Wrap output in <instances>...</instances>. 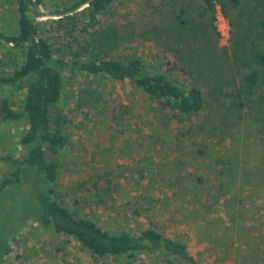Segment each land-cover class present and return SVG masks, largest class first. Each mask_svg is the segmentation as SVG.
<instances>
[{
    "label": "rangeland",
    "instance_id": "1",
    "mask_svg": "<svg viewBox=\"0 0 264 264\" xmlns=\"http://www.w3.org/2000/svg\"><path fill=\"white\" fill-rule=\"evenodd\" d=\"M78 1L38 7L37 23L58 57L88 43L82 58L139 56L150 73L196 83L206 107L190 120L162 112L129 83L65 74L62 107L70 122L54 198L112 233L158 229L186 243L199 264H264V80L246 106L234 101L248 70L243 60L264 51V1L227 0L214 33L203 1L184 0L193 23L180 40L169 29L176 9L144 16L142 0H119L114 9L127 17L100 15L98 26L72 37L74 23L82 30L89 22L87 5L58 10ZM16 3L0 0L5 35L19 33ZM102 26L115 27L117 38L108 39ZM24 61L25 49L0 39V80ZM5 98L22 109L25 81L0 83V104ZM26 129L24 120L0 117V182L13 171L7 158L24 156ZM33 179L25 169L19 184L0 193V264H162L151 254L94 258L71 236L44 228Z\"/></svg>",
    "mask_w": 264,
    "mask_h": 264
},
{
    "label": "trees",
    "instance_id": "2",
    "mask_svg": "<svg viewBox=\"0 0 264 264\" xmlns=\"http://www.w3.org/2000/svg\"><path fill=\"white\" fill-rule=\"evenodd\" d=\"M44 0H17L19 33L5 35L0 32V39L13 47L25 49V61L12 75L2 77L0 83L11 87L25 81V98L22 109L12 106L10 99L5 98L0 104V117L4 122L24 120L27 129L19 143L24 149V156H10L7 160L13 171L0 182V193L7 187L19 184L25 169L34 172L32 191L39 209V219L44 228L55 233L71 236L94 258L135 257L140 254L156 255L162 264H199V260L181 240L174 239L155 228L139 232L121 230L110 232L95 221L83 217L56 198L53 189L59 175V157L67 145L69 118L62 107L65 74H88L93 78H106L114 82L129 83L141 90L156 102L165 113L185 116L190 120H199L206 107L203 90L196 84H181L166 78L163 74L147 71L143 60L133 56L127 60L99 57L95 54L82 58L89 51V43L83 51L68 56L58 57L51 44L42 33L37 18L38 7ZM119 0H80L70 7L58 10L67 14L87 5L89 22L80 30L73 25V32H87L88 26H98L100 15H108L119 22L122 15L115 4ZM184 0H142L141 12L144 16L163 13L168 8L173 12L174 20L169 29L176 32L175 39L180 40L193 20L187 16V10L181 2ZM204 14L212 32L218 33L216 25L218 14L227 15V0H202ZM263 2L264 0H254ZM68 18H73L67 16ZM110 30H106V29ZM102 32L108 39H116L118 30L115 27L102 26ZM95 31L90 32V36ZM76 39V38H75ZM241 45V43H238ZM81 48V47H80ZM247 72L240 87L234 94L235 103L246 106L264 80V51L255 49L252 56L243 60ZM203 153V151H200Z\"/></svg>",
    "mask_w": 264,
    "mask_h": 264
}]
</instances>
